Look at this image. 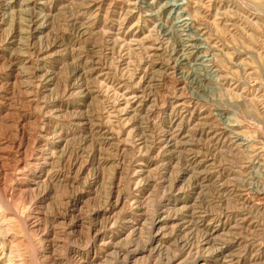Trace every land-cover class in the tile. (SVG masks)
Segmentation results:
<instances>
[{
  "label": "rangeland",
  "instance_id": "374dc122",
  "mask_svg": "<svg viewBox=\"0 0 264 264\" xmlns=\"http://www.w3.org/2000/svg\"><path fill=\"white\" fill-rule=\"evenodd\" d=\"M165 1L0 0V264H264V0Z\"/></svg>",
  "mask_w": 264,
  "mask_h": 264
},
{
  "label": "bare ground",
  "instance_id": "6f19581e",
  "mask_svg": "<svg viewBox=\"0 0 264 264\" xmlns=\"http://www.w3.org/2000/svg\"><path fill=\"white\" fill-rule=\"evenodd\" d=\"M142 1H143V0H142ZM165 2H166V4H165L166 6H165V7H172V8H173V7L178 6V4L176 3L177 0H167V1H165ZM178 3H179V2H178ZM180 4H182V3H180ZM162 5H164V4H162ZM181 8H182V7H181ZM184 10H185V9H184ZM184 10H183V11H184ZM172 11H173V9H172ZM172 11H171V12H172ZM177 11H178V10H177ZM177 11H176V12H177ZM179 17H180V16H179ZM183 19H184V18H183ZM175 20H177V18H175ZM179 20H180V19H179ZM177 21H178V20H177ZM173 23H174V22H173ZM185 23H186V22H185ZM182 24H184V23H182ZM178 25H179V24H178ZM179 26H181V25H179ZM169 27H170V26H169ZM169 27H168V28H169ZM172 27H174V25H173ZM177 27H178V26H177ZM170 29H171V28H170ZM181 29H182V28H181ZM176 33H177V32H176ZM178 39H179V38H178ZM196 47L199 48L200 46H196ZM196 49H197V48H196ZM196 49H195V50H196ZM201 49H202V48H201ZM202 60H203V59H202Z\"/></svg>",
  "mask_w": 264,
  "mask_h": 264
}]
</instances>
